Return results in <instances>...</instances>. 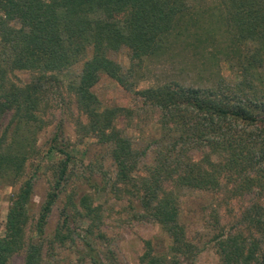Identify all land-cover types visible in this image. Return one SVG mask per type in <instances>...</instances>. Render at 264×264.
Returning <instances> with one entry per match:
<instances>
[{
  "label": "trees",
  "instance_id": "16d2710c",
  "mask_svg": "<svg viewBox=\"0 0 264 264\" xmlns=\"http://www.w3.org/2000/svg\"><path fill=\"white\" fill-rule=\"evenodd\" d=\"M123 48L129 50L134 77L147 59L174 55L180 48L191 52L190 59L203 71L212 67L211 79L204 87L171 80L137 90L111 58ZM0 58L6 67L2 75L10 70L38 75L23 88L6 91L0 86V114L13 113L8 125L12 136L7 138L6 132L0 139V184L15 185L22 176L33 150L27 134L39 123L44 83H59L60 76L82 64L69 89L88 119L85 130L110 146L116 166L113 191L138 197L144 216L171 239L172 257H158L149 248L141 264H186L184 259L194 256L180 219L181 190L216 191L222 178H238L241 189L258 190L264 198V0H0ZM223 64L230 75H223ZM103 74L159 114L165 135L144 175L138 173L140 154L117 129L119 119L134 118L139 110L100 109L93 89ZM59 152L65 159L55 166V185L40 210V235L69 178L71 153ZM197 152L200 159L194 157ZM32 192L33 181L28 180L15 194L5 235L0 237V264L24 249L25 264H40L41 246L25 239ZM89 198L81 199L87 219L100 211ZM243 222L258 236L221 235L217 246L222 261L264 264L261 199ZM88 247L91 264H106L93 246Z\"/></svg>",
  "mask_w": 264,
  "mask_h": 264
},
{
  "label": "rangeland",
  "instance_id": "374dc122",
  "mask_svg": "<svg viewBox=\"0 0 264 264\" xmlns=\"http://www.w3.org/2000/svg\"><path fill=\"white\" fill-rule=\"evenodd\" d=\"M188 54V55H184ZM191 52L182 49L174 55L147 59L139 77L130 73L129 50L123 48L111 54L113 61L125 73L133 88L144 90L169 81L204 87L211 79V68L203 71ZM91 57V54L88 58ZM0 58V70H5ZM224 76L230 75L227 66H221ZM82 70V64L74 66L70 72L60 76V82L48 80L44 83L45 93L41 96L37 111L39 123L30 137L31 154L28 156L23 173L18 182L0 184V237L6 232L9 208L21 185L33 181V192L28 205L29 222L25 228L26 242L41 246L40 264H91L88 245L106 264H141L142 256L149 250L158 257H172L171 239L162 227L145 217L138 197L114 192L116 166L110 156V146L101 143L93 132L88 133L85 125L88 119L76 107V99L70 93L69 85ZM7 71V70H6ZM38 75L29 71H8L0 73V86L7 91L13 86L20 88L32 83ZM101 104L100 109L125 107L139 110L134 118L122 117L117 121V129L129 138L140 154L139 174L144 175L147 166L154 164L160 150V142L165 135L159 125V114L144 107L134 93L122 87L117 81L103 74L93 89ZM0 90V95H1ZM13 113L0 114V139L7 132ZM9 129H8V128ZM53 150L52 153L50 151ZM71 153L69 178L64 183L59 199L50 210L49 217L40 235L37 222L40 210L48 199V193L55 185L54 170L64 154ZM195 159L202 157L194 154ZM221 187L214 191L183 189L179 193L181 222L186 228L195 254L184 259L186 264H224L217 246L221 235L244 234L256 236L244 224L245 214L259 199V191L241 189L237 178L230 181L222 178ZM120 189V188H118ZM88 195L89 202L99 207L97 215L85 217L82 197ZM26 250L15 254L7 264H25Z\"/></svg>",
  "mask_w": 264,
  "mask_h": 264
}]
</instances>
